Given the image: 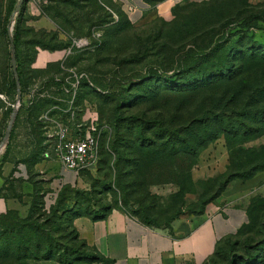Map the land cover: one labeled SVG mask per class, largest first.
Returning <instances> with one entry per match:
<instances>
[{
	"label": "rangeland",
	"instance_id": "rangeland-1",
	"mask_svg": "<svg viewBox=\"0 0 264 264\" xmlns=\"http://www.w3.org/2000/svg\"><path fill=\"white\" fill-rule=\"evenodd\" d=\"M16 1L0 0V141L16 96L8 23L24 79L8 147L0 150V166L3 158L13 166L0 198L16 205L5 209L28 213L32 195L23 202L19 182L31 179L38 208H59L62 227L72 210L90 216L111 209L165 225L216 209L228 188H245L248 222L216 264H264V60L236 62L233 77L207 83L167 81L198 73L216 53H233L228 47L238 36L239 45L250 36L263 40L264 0L167 5L137 24L113 0H23L15 15ZM145 1L156 8L163 0ZM43 115L107 124L96 166L68 173L56 191L53 179L64 173L44 165ZM203 124L217 137L202 135ZM23 170L26 177L15 175Z\"/></svg>",
	"mask_w": 264,
	"mask_h": 264
},
{
	"label": "crops",
	"instance_id": "crops-1",
	"mask_svg": "<svg viewBox=\"0 0 264 264\" xmlns=\"http://www.w3.org/2000/svg\"><path fill=\"white\" fill-rule=\"evenodd\" d=\"M113 1L120 5L132 23L137 24L162 6L209 0H163L156 8L145 0ZM43 162L46 168L57 166L62 172L58 161L48 159ZM12 167L9 162L1 165L0 188ZM63 173L61 177L66 179L69 172ZM34 186L27 180L19 183L23 202L31 199ZM249 192L245 188H228L222 194V204L216 209L176 218L168 226L148 225L121 209H111L97 219L89 215L78 216L72 220V225L79 238L109 260L108 264H204L219 243L234 236L248 222ZM15 203L13 197L0 198V210L14 207ZM33 261L27 264H60L54 260Z\"/></svg>",
	"mask_w": 264,
	"mask_h": 264
},
{
	"label": "trees",
	"instance_id": "trees-1",
	"mask_svg": "<svg viewBox=\"0 0 264 264\" xmlns=\"http://www.w3.org/2000/svg\"><path fill=\"white\" fill-rule=\"evenodd\" d=\"M248 22L249 21L246 23L242 22L241 24H247ZM239 43H242L241 36H238L236 42L228 47V49H234L233 53L229 52L227 54L226 52L223 55L216 53V59L213 62L211 61L209 66L205 65L200 67L197 71L198 73L188 70L181 81L178 80L176 82L174 78H168V83H193V80L207 83L214 78L220 79L223 77H233L237 73L238 66L241 63H244L249 59L264 60V39L256 40L250 36L247 44L239 45ZM14 44L16 49L15 41ZM211 58H213V54L211 55ZM236 62L239 63L238 66H234ZM16 63L19 82L22 89L24 79L21 74L20 63L17 54ZM10 82L12 88H14L16 91L13 74ZM103 123L105 122H101V124ZM209 124H211V121L208 122V125ZM208 125L203 124L201 126L200 130L201 133H203L202 135H205L207 139H210V137L216 138L217 136L214 135L215 129H210ZM201 133L197 132L192 134L197 139L205 138L201 135ZM8 144L9 142L7 143L6 147H8ZM3 163L4 158L1 159V165ZM27 181L35 184V181L31 179H28ZM40 198L41 195H38L37 192L35 193L34 186L32 193V203L29 207L28 213L25 216H20L18 212L13 209H5L0 213V264H27V262L30 260H54L60 264H77L80 262L92 263L105 258L96 250L87 246L85 241L79 238L77 231L72 225V220L75 217L86 215L85 213L81 212L80 210H72L69 215V222H67L65 226L62 227L57 220L59 219L57 214L59 212V208H54L49 213H45L44 211L40 210V208H38L39 204L41 203ZM61 199L62 198H60L58 201V207H60L62 202ZM106 213L107 212L93 213L90 216L93 219H97L103 217ZM247 213L249 218V207H247ZM134 216L148 225L162 226L151 222L147 216ZM169 223L163 226H168ZM240 229L234 236L227 237L221 243H219L204 264H216V262L220 260V256H222L228 248H233L235 242H231V238H234L239 233ZM59 231L64 233V235L61 237H63L62 239L66 240L67 244H63L60 241L61 237L59 238L56 236L55 233ZM68 242H72V244L69 245ZM230 243L232 244L230 245ZM233 258L234 257L230 258L231 261H233ZM244 260L245 262L250 261L246 258H242V261L236 262L234 264H242Z\"/></svg>",
	"mask_w": 264,
	"mask_h": 264
},
{
	"label": "built area",
	"instance_id": "built-area-1",
	"mask_svg": "<svg viewBox=\"0 0 264 264\" xmlns=\"http://www.w3.org/2000/svg\"><path fill=\"white\" fill-rule=\"evenodd\" d=\"M85 39H79L77 44H85ZM43 149L44 160L54 159L60 164L62 172H69L79 176L80 171L94 168L99 160V139L101 131L107 124H98L93 121H84L80 118L70 120L49 119L43 115ZM15 175L26 177L25 171L15 172ZM55 191L65 180L60 176L53 179ZM55 192L47 195L50 200L55 197ZM49 204V203H47Z\"/></svg>",
	"mask_w": 264,
	"mask_h": 264
},
{
	"label": "water",
	"instance_id": "water-1",
	"mask_svg": "<svg viewBox=\"0 0 264 264\" xmlns=\"http://www.w3.org/2000/svg\"><path fill=\"white\" fill-rule=\"evenodd\" d=\"M22 2H23V0H17L16 5H15L14 10H13V13L15 15L19 12L21 5H22ZM11 29H12V25H11V23H8L7 30H8L9 46H10L9 47L10 65H11L13 78L15 81L16 96H15V102L12 106V110H11L10 115H9V119H8L6 128L4 130V134H3L1 141H0V150L2 147L5 146V144L7 143L8 139H9L11 128H12L13 122H14L16 115H17L19 101H20V95H21V93H20V82H19V76H18V72H17V63H16V49H15L14 41L11 37V33H10Z\"/></svg>",
	"mask_w": 264,
	"mask_h": 264
}]
</instances>
